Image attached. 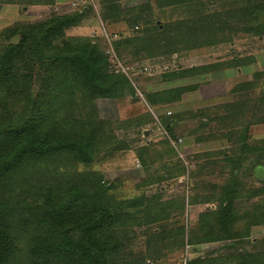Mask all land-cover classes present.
Returning <instances> with one entry per match:
<instances>
[{"label":"trees","instance_id":"16d2710c","mask_svg":"<svg viewBox=\"0 0 264 264\" xmlns=\"http://www.w3.org/2000/svg\"><path fill=\"white\" fill-rule=\"evenodd\" d=\"M206 1H210L209 6ZM19 2L54 4V0ZM157 2L186 12L181 20L163 24L162 30L155 25L141 32V8L122 10L116 0H102V21H123L136 29L140 26L139 34H113L118 56L139 60L171 57L230 41L239 33L264 36V0H219L218 10L211 7L215 4L212 0ZM91 11L90 6L77 5L70 12L14 23L0 32V264H146L147 255L157 249L158 232L145 235L146 252L138 256L123 250L125 237L120 236L122 219L142 212L154 198L144 193L119 198L111 192L114 186L93 171L67 173L56 166L18 169L15 165L28 156L59 152L96 155L129 149L125 140L115 135L112 122L99 116L97 102L133 96L134 88L124 74L111 69L99 42L65 34L80 26ZM192 73L191 69L165 70L158 79L168 83ZM256 82L246 87L259 86ZM195 87L178 85L141 94L154 115L164 119V132L172 139L177 135L170 122L175 115L171 116L169 106ZM246 87L235 86L232 92ZM254 100L245 119L241 118L245 102L223 106L228 112L223 119L237 122L232 136L238 146L234 155L225 157L229 176L216 196L217 206L199 213L197 237L188 239L189 244L222 242L232 251L229 262L236 264H264V251L256 250V245L252 250L238 248L252 227L262 226L264 230V199L253 200L264 194V185L241 188L238 177L241 170H248L244 165L252 155L255 162L264 159V140L251 142L248 136L250 126L264 123V93ZM167 111L171 114L166 115ZM142 150L138 155L144 162ZM209 201L205 196L202 203ZM24 208L26 215L22 214ZM206 263L211 262L198 257L185 264Z\"/></svg>","mask_w":264,"mask_h":264},{"label":"rangeland","instance_id":"374dc122","mask_svg":"<svg viewBox=\"0 0 264 264\" xmlns=\"http://www.w3.org/2000/svg\"><path fill=\"white\" fill-rule=\"evenodd\" d=\"M14 1L0 2V32L14 23L35 22L51 13L70 12L77 5L90 6L92 11L87 18L80 26L66 30V36L88 37L99 42L108 55L111 69L124 74L135 91L133 96L126 94L123 99L97 102L99 116L112 122L115 135L125 140L129 145L128 150L96 155L59 152L28 156L16 161V168L49 166L52 169L56 166L59 171L67 173L93 171L114 186L111 192L119 198L141 193L154 198L142 212L128 215L121 221L124 230L120 236L122 239L125 237L123 250L134 256L146 252V234L152 231L160 233L157 249L147 255L146 264H185L186 260L198 257L211 262L206 264H213L217 257L220 258L216 264H236L234 261L229 262L228 256L232 251L222 246V242L189 244L188 239L197 234L199 213L217 206L216 196L229 176L225 157L234 155L238 146L233 143L235 137L232 136L233 126L237 122L223 119L228 115L223 106L245 102L241 117L245 119L248 115L246 110L252 106L254 98L260 92L264 93V36L259 38L239 33L231 37L230 41L182 51L171 57L167 55L140 60L132 56L121 58L114 50L113 40L117 37L113 34L132 36L139 31L140 26L136 29L127 27L123 21L112 24L102 21V0H83L77 4H73L74 0H54V4L50 5ZM157 1L116 0V3L122 10L141 8V32H147L155 25H159L162 30L163 24L167 26L183 18L185 9L166 6ZM212 1L215 4L211 7L218 10L219 0ZM209 2L206 1L207 6ZM143 23L148 26L143 28ZM227 63L231 66L227 67ZM211 66L215 69H209ZM187 69L193 73L182 79L168 83L158 79L165 70ZM254 80L259 86L253 89L246 87ZM241 84L245 85L244 90L232 92L235 86ZM178 85L196 87L184 93L181 101L169 106L172 108L169 109L172 111L171 116L175 115L174 120L170 121L173 131L177 138L182 139L172 149L164 133V119L154 117L153 109L142 95L145 91ZM237 117L236 120L241 123L242 119ZM248 136L251 142L264 140V123L250 126ZM140 148L143 149L141 154L144 162L138 155ZM253 157L255 155L244 165L248 170L238 173L241 188L264 185V159L255 162ZM205 196L211 201L202 203ZM260 199H264V194L253 200ZM26 213L27 210L22 209V214ZM135 224L142 227H136ZM180 242L181 245H178ZM263 243L264 230L262 226H257L251 228L250 236L241 240L238 248L252 250L256 245V250L262 252ZM21 258L24 259V256Z\"/></svg>","mask_w":264,"mask_h":264},{"label":"built area","instance_id":"2783aa9c","mask_svg":"<svg viewBox=\"0 0 264 264\" xmlns=\"http://www.w3.org/2000/svg\"><path fill=\"white\" fill-rule=\"evenodd\" d=\"M83 0H74L73 1V4H77V3H80V2H82ZM113 53V52H112ZM153 113V112H152ZM169 114H171V112L170 111H167V115H169ZM153 115H154V113H153ZM154 117H155V115H154ZM165 133V132H164ZM165 135H166V139L168 140V142H169V144L172 146V147H174V148H176L177 147V145H179L180 143H181V141H182V139L181 138H177V139H172L170 136H168L166 133H165Z\"/></svg>","mask_w":264,"mask_h":264},{"label":"water","instance_id":"95a60500","mask_svg":"<svg viewBox=\"0 0 264 264\" xmlns=\"http://www.w3.org/2000/svg\"><path fill=\"white\" fill-rule=\"evenodd\" d=\"M256 177H257V173H256V175H255Z\"/></svg>","mask_w":264,"mask_h":264}]
</instances>
